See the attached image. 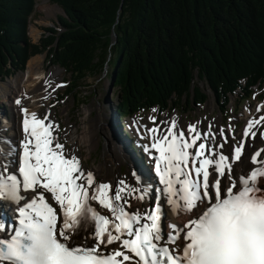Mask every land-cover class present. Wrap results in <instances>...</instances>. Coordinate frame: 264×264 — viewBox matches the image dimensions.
I'll return each mask as SVG.
<instances>
[{
  "label": "snow or ice",
  "instance_id": "1",
  "mask_svg": "<svg viewBox=\"0 0 264 264\" xmlns=\"http://www.w3.org/2000/svg\"><path fill=\"white\" fill-rule=\"evenodd\" d=\"M15 104L23 138L17 146L0 136V200L17 205V216L7 227L0 218V264H264V159H258L264 149L250 156L254 167L248 174L234 179L243 139L226 155L219 149L227 139L217 143L216 135L202 134L195 125L187 136L175 119L163 133L146 129L151 143L143 150L163 188H156L151 205L128 211L134 207L130 197L151 198V183L134 169L135 185L121 179L113 193L112 185L97 184L75 155L65 156L53 134L58 126L47 115L30 112L21 99ZM262 123L264 115L249 119L243 137L256 138L254 128ZM219 136H225L223 129ZM162 196L171 213L189 214L183 227L169 220L165 232Z\"/></svg>",
  "mask_w": 264,
  "mask_h": 264
},
{
  "label": "trees",
  "instance_id": "2",
  "mask_svg": "<svg viewBox=\"0 0 264 264\" xmlns=\"http://www.w3.org/2000/svg\"><path fill=\"white\" fill-rule=\"evenodd\" d=\"M49 1L67 17L34 44L38 0H0V77L43 51L76 79L114 63L116 108L125 117L184 99L201 105L209 90L229 103L264 85V0Z\"/></svg>",
  "mask_w": 264,
  "mask_h": 264
},
{
  "label": "rangeland",
  "instance_id": "3",
  "mask_svg": "<svg viewBox=\"0 0 264 264\" xmlns=\"http://www.w3.org/2000/svg\"><path fill=\"white\" fill-rule=\"evenodd\" d=\"M60 14L61 11L55 6L51 5L49 1H38L36 16L33 17L30 28V38L32 43L39 44L42 42V40L45 38V35H48L46 30L54 26L57 16ZM35 57H42L40 72H46L47 74L54 69L60 70V73L52 80L53 83L49 85V95L44 96L47 97V99H45V101H42V105L38 106L40 118H43L45 115H47L48 119H52L54 121V125H59L58 139L61 143H64L66 145L67 155H75L80 160L82 168H87L93 173L96 183L101 181V176L99 175L100 173H98V175L97 173L96 175L94 173L97 172L96 166L104 162L110 163L111 166L115 168V174L131 175V168L128 165L129 163H125L124 159H121L122 167L119 171L118 167L115 165L117 162H115L116 158L113 157L109 152V150L111 149L109 148V144L114 145L116 138L120 146L121 140L126 141L128 147L127 150H130L131 152L136 148H141V142L139 141L140 137L138 135V132H136L137 128L133 125V120L138 119L142 125L149 124L150 126H157L163 121L164 117L175 116L179 117L180 120L183 121L181 123L177 120L176 123L178 129L180 130L182 126V129L184 131L188 129V126L185 125L186 122L196 123L199 122L202 118L200 125L196 127V129L199 130L202 134L204 132H207L208 122H212L214 120V123H216L218 127H234L233 131L235 133V131L239 132L244 128L246 124L245 120L255 118L254 108L261 106L256 114L258 118L264 115V89H260L253 92V94H248V91L245 90L244 94L234 96L231 99L230 103L218 101L216 95L212 92H209L208 100L204 105H195L194 103H189L184 99L182 102L183 109L169 110L165 113H161L159 110L149 112L145 111L137 116L125 118L123 115L118 116L116 113L115 107L119 103V95L117 88L112 85L114 80L113 73L115 70L114 63H111L109 66L107 65L104 71L97 72L96 74H86L84 77L76 79L73 78V76L67 73L64 69L54 64L49 59L47 51H43L35 55L31 59H34ZM31 59L29 61H31ZM28 63L27 65H29ZM18 74L19 73H14L13 75H11L8 81L6 80V83L0 82V88H3L2 85L4 84L7 86L6 90L4 89V94L6 97L0 94V109L4 110V112L8 114L9 119L14 117L15 126L13 127H16V133L19 141L23 138L22 132L20 130L22 116L20 113V106L16 105L15 101L16 99H19V96H21L22 99V97H25L26 94L21 92L22 94L19 93L20 95H18V90L21 89L22 85L20 84V86L17 88L15 84L11 83L12 79H16ZM76 80L77 87L74 89V91H72V93H69V87L74 82H76ZM57 85H60V87H57ZM41 91L42 89L38 91L34 90L35 93H41ZM246 98H249V100L245 101ZM33 100L37 102V98H34ZM24 101L27 102L26 100H22L21 104L23 107H27L26 105H24ZM249 105L252 107V110L251 108H249ZM35 107H37V105ZM245 109H247V111H245ZM111 115L114 116L113 121H111L110 119ZM5 117V113L0 114V121H6L4 120ZM149 117H155V123H153V121H151ZM170 121L164 122L162 127L169 125ZM124 122H126L127 124H124ZM85 124L90 125V127L93 129V133L97 141V145L90 151L87 150L84 144L73 145L68 135L70 133L69 131L75 128L77 129L78 133L82 134ZM135 125L138 126V121L135 122ZM2 126L3 125H1L0 122V128ZM112 126L114 130H116V135L113 131ZM7 128H5L4 126L5 130ZM7 130H9L7 132V135H2L3 137L10 135V129ZM140 131L142 132V129ZM226 131L229 132L228 128L226 129ZM256 132V138H252V140L248 139V142L246 143L247 153L244 159H241L239 162L243 165L249 164L250 154L254 151L253 149L264 145V139H261V133H264V123L256 127ZM0 133H2V131H0ZM215 135L217 137V141H219L218 137L220 136L217 132H215ZM220 138L223 141L224 137ZM226 138L232 144H237L239 142V140L230 135V133L226 136ZM253 141H256V143L254 144L253 148H249V145ZM130 142L135 145L134 149L130 146ZM143 154H145L146 156L144 150L136 152V156L138 157V155H140V158L142 160ZM133 163L135 164V162ZM145 166L149 171H151L147 164H145ZM111 174H113V169ZM111 174L107 173L106 177L108 179H111ZM260 182L263 184L261 186L264 187V181ZM111 183L112 185L115 184V178L111 180ZM133 183L135 185L136 182L133 180ZM92 204L94 207H96L95 202H92ZM181 216H185V213L184 215L182 213ZM185 220L186 217H183L181 219V222H184ZM164 228L166 230V227Z\"/></svg>",
  "mask_w": 264,
  "mask_h": 264
},
{
  "label": "bare ground",
  "instance_id": "4",
  "mask_svg": "<svg viewBox=\"0 0 264 264\" xmlns=\"http://www.w3.org/2000/svg\"><path fill=\"white\" fill-rule=\"evenodd\" d=\"M29 65L27 66V69H26V71L25 72H23V73H20V74H18L17 75V77H16V79H12V81H11V83L12 84H15V86L18 88L19 86H20V84L22 85V87H21V89L20 90H18V95H20V94H22V93H25L26 94V96L25 97H22V99H21V96H19L18 98L19 99H21V101L22 100H26L27 102H25L24 101V105H26L27 107V109L30 111V112H36L37 114H38V116H40L39 115V108H38V106L39 105H42V101H45V99L43 98L44 96H47V95H49V93H48V89H49V85L51 84V83H53L52 82V80L60 73V70H58V69H54V70H51L50 72H48L47 74H46V72H44V73H42V72H40V65L42 64V57H38V58H34V59H31V61H29V63H28ZM44 71V70H43ZM45 81H47V83H45ZM6 83V82H5ZM10 83V82H9ZM2 87L3 88H0V94L2 95V96H4V97H6L5 96V94H4V89L6 90V88H7V86L4 84V85H2ZM40 89H42V91H41V93H35L34 92V90L35 91H38V90H40ZM51 89V88H50ZM22 92V93H21ZM20 93V94H19ZM40 95H41V97H40ZM34 98H37V102H35V100H33ZM39 99H41V100H39ZM39 100V101H38ZM259 104V103H258ZM37 105V107H35ZM247 108V107H246ZM249 108H251V110H252V107L249 105ZM260 109L261 108V106H259V107H256V108H254L255 109V113H254V119H258V116L256 115L257 114V109ZM245 111H247V109H245ZM245 115V114H244ZM246 116V115H245ZM113 118H114V116L113 115H111V117H110V119H111V121H113ZM172 119H175V121H180L181 123L183 122V121H181L180 120V118L179 117H175V116H171V117H169V116H166V117H164V119H163V123H160L159 125H157V126H154V127H158L159 129H160V131H161V133H163L164 132V130L169 126V125H167V126H165V127H162V125L164 124V122H166V121H170V120H172ZM201 120H202V118L200 119V121L199 122H186L185 123V125H187V126H189V125H195L196 127H198V125H200V122H201ZM13 119L11 120H9V121H4L3 123H4V126H5V128H7V129H10V131H11V133H10V135L9 136H5V137H7L8 139H10L13 143L15 142V139H17L18 138V136H17V133H16V131H15V129H14V127L13 126H15L14 125V123H13ZM138 121V126L137 125H135V122H137ZM215 121V120H214ZM214 121H209L208 122V124H207V132L208 131H211V133L212 134H214L215 135V132H217L218 133V135H219V131L221 130V129H223L224 130V133H225V136H224V138H223V140L224 139H227L226 138V136L230 133V135H232L234 138H236L237 140H241V139H243L244 140V142H248V139H251L252 140V138L251 137H249V138H244L243 137V129L246 127V125H247V121L248 120H245L246 121V124H245V126H244V128L242 129V130H240L239 132L238 131H235V133H234V131H233V128L234 127H232V126H229V127H227L228 128V130L229 129H231V131H229V132H227L226 131V129L227 128H223V127H218V125H216V123H214ZM133 125L137 128V132H138V135H139V141L141 142V143H143L144 145H146V144H150L151 143V135L145 130L146 128L147 129H149V128H153L152 126H150L149 124H145V125H142L140 122H139V120L138 119H136V120H133ZM181 125V124H180ZM115 126H116V124H115ZM142 127V128H141ZM256 127L257 126H255V128H254V130L256 131ZM73 128V127H72ZM112 128H113V126H112ZM142 129V132H143V135H142V132L140 131L141 129ZM6 129V130H7ZM182 129V126H181V128H180V130ZM5 130V129H4ZM183 130V129H182ZM113 131H114V133H115V135H116V130H114V128H113ZM185 131V134H186V136H187V130H184ZM18 132V131H17ZM70 133L68 134L69 135V137H70V140H71V143L73 144V145H78V144H84L85 146H86V148H87V150H91V149H93L97 144H96V139H95V135H94V133H93V129L90 127V125H88V124H85L84 125V131H83V133L81 134V133H78V131H77V129L75 128V129H71L70 131H69ZM3 135H5V134H3ZM54 136L56 137V135L54 134ZM14 137H15V139H14ZM219 138V141H217V143H221V142H223L222 140H221V138L220 137H218ZM117 141V144H109L110 146H109V148H111L110 150H109V152L111 153V155L113 156V157H115L116 158V160H115V162H116V164H115V162H114V164L118 167V169H119V171H120V169H121V165H122V162H121V159H124L125 161H132V163L133 162H135V164L133 163V165L135 166V170H136V172L138 173V175L140 176V178H141V180H143V182H147V183H151V185L153 186L152 187V192H151V198L150 199H148V200H146V201H144V202H138L137 200H135V199H132L131 197L129 198V200H130V203H131V205H133L134 207H131V208H127V210L128 211H135V210H137V208H144L145 206H147V205H151L152 204V202H153V199L155 198V195H156V188H163V186H161V185H157L158 184V182H157V184L154 182L155 181V179H156V177H155V172L153 171V169L150 167V165L147 163V165H148V167L151 169V171H148V169H147V167L145 166V165H143L142 164V166H140V164L138 163V161L136 160V157L134 156V154H132V152L130 151V150H127L128 149V147H127V144H126V142L125 141H123V140H121L120 141V143H121V146H120V144H119V142H118V140H116ZM59 142V141H58ZM200 141H197V144L199 143ZM131 143V142H130ZM256 143V141H253L250 145H249V148H253V146H254V144ZM231 145H234V144H232L229 140H227V143L226 144H224V147L223 148H221V149H219V151H221V152H224L226 155L227 154H229L230 153V148H231ZM6 147V146H5ZM122 147V148H121ZM108 148V149H109ZM262 149H264V145L261 147ZM256 150H258V149H256ZM256 150H254L251 154H250V156L256 151ZM246 153H247V150H246V147L244 148V150H243V154H242V156H241V159H244V157H245V155H246ZM71 155H73V154H71ZM139 156V158H140V155H138ZM142 158H143V160H144V157H143V155H142ZM141 159V158H140ZM258 159H264V151H262V153H261V156L260 157H258ZM79 160V159H78ZM142 159H141V161H143ZM79 162H80V160H79ZM240 161H237L234 165H233V178L234 179H238V177L240 176V175H247L248 174V171L252 168V167H254L251 163H250V160H249V164H247V165H243V164H241V163H239ZM239 163V164H238ZM131 164V163H130ZM153 164H154V162H153ZM237 164V165H236ZM131 166H132V164H131ZM97 168H96V171L97 172H94L95 173V175H96V173H97V175H98V173H100L99 175L101 176V181L100 182H98V183H108V184H110V185H112V183H111V180L112 179H114L115 178V184L114 185H112L113 186V193H114V190H115V186H117L118 185V182H119V180H121V179H124L127 183H129V184H131V185H134V183L132 182V180H133V177H132V175H122V174H115V168L113 167V166H111V164L110 163H106V162H104V163H101V164H99L98 166H96ZM80 168L83 170V172L85 173V174H87L88 172H91L90 170H88L87 168L86 169H84V168H82V166H81V163H80ZM112 169H113V174H111L112 173ZM11 171H13L11 168L9 169V172H11ZM131 172V171H130ZM107 173H110L111 175H112V178L111 179H108L107 177H106V175H107ZM120 173V172H119ZM18 174V173H17ZM94 176V175H93ZM129 176V177H128ZM261 181H264V179H261ZM97 183V184H98ZM223 183H224V178H222V185H223ZM260 185H263L261 182H260ZM22 195H24L25 197H28V196H30V193H22ZM138 195V194H137ZM21 204L23 203V200L20 202ZM161 203L163 204V207H164V209H165V212L167 213L166 214V216L163 218V220H162V223H163V227L165 226L166 227V224H167V222L170 220V221H172V222H174V223H176L178 226H180V227H183V225L181 224V218H182V214L180 213L179 215H176V214H173V213H171V211H170V206L169 205H167V202H166V198H164L163 196L161 197ZM96 204V203H95ZM0 205H1V207L2 208H4L7 212L8 211H10V210H13V209H15V208H17V205H15V204H12V203H10V202H8V201H6V200H0ZM11 206V207H10ZM96 207L98 208V210L102 213V214H108L107 213V210L106 209H101L100 207H99V205L98 204H96ZM127 207V206H126ZM9 209V210H8ZM186 216L188 217V219H186V221L185 222H188V220L190 219V216H189V214H187L186 213ZM184 222V223H185ZM183 223V224H184ZM166 231V230H165ZM3 233H0V235H2Z\"/></svg>",
  "mask_w": 264,
  "mask_h": 264
},
{
  "label": "water",
  "instance_id": "5",
  "mask_svg": "<svg viewBox=\"0 0 264 264\" xmlns=\"http://www.w3.org/2000/svg\"><path fill=\"white\" fill-rule=\"evenodd\" d=\"M63 12H64V11H63ZM113 38H114V43H115V42H116V39H117V35L114 34V35H113ZM114 43H113V44H114Z\"/></svg>",
  "mask_w": 264,
  "mask_h": 264
}]
</instances>
